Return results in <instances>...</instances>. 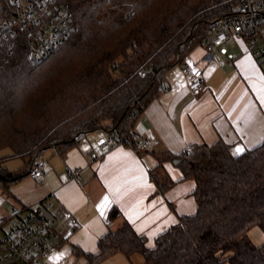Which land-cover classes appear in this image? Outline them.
I'll list each match as a JSON object with an SVG mask.
<instances>
[{"label":"trees","instance_id":"16d2710c","mask_svg":"<svg viewBox=\"0 0 264 264\" xmlns=\"http://www.w3.org/2000/svg\"><path fill=\"white\" fill-rule=\"evenodd\" d=\"M74 30L58 50L33 61L25 34L0 42V152L11 149L29 168L48 148L77 146L91 133L126 136L138 150L145 139L133 125L162 90L166 71L182 61L218 23L238 18L239 0H69ZM145 73V76H142ZM111 123V125H107ZM145 154L146 152H140ZM158 165L150 172L159 191L174 182L160 173L181 160L183 181H194L197 210L156 239L130 223L109 232L98 252L74 247L88 264L117 253L140 254L144 264H264V244L248 233L264 232V142L235 154L231 145L189 146L179 155L150 152ZM0 157V187L25 175L10 173ZM121 215L115 207L110 219Z\"/></svg>","mask_w":264,"mask_h":264},{"label":"crops","instance_id":"0c3cea01","mask_svg":"<svg viewBox=\"0 0 264 264\" xmlns=\"http://www.w3.org/2000/svg\"><path fill=\"white\" fill-rule=\"evenodd\" d=\"M247 42L245 37H239L220 47L224 58L221 64L211 59L206 48L194 47L181 62L203 71L202 92L193 95L181 66L174 65L160 81L163 89L137 117L133 133L141 138L154 136L158 141L156 152L168 151L175 155L191 145H213L219 141L231 145L235 154L261 145L264 142V65L248 51ZM108 136L105 131L88 136L69 149L51 148L40 183L33 182L28 192H21L18 199L15 197L19 208L42 201L51 205L55 223L67 228L61 232L53 225L60 239L56 252L66 245L72 248L71 255L74 247L95 254L99 240L126 223L145 236L150 247L149 241L156 245V239L178 224L180 217L196 213L197 204L192 196L194 181H183L182 173L181 178L176 174V180H171L174 185L162 194L150 178L151 170L158 165L152 153L141 154L131 147L120 146L101 160L91 162L89 154L98 151L96 141ZM238 148L242 151L237 152ZM168 163L173 162H167L164 167ZM75 172L80 173L77 179L72 178ZM178 182L193 186L173 192ZM28 202L31 205L25 204ZM115 207L121 215L110 219ZM5 221L1 223L3 230ZM70 259L64 256L56 264H67ZM138 264H144V258Z\"/></svg>","mask_w":264,"mask_h":264},{"label":"built area","instance_id":"2783aa9c","mask_svg":"<svg viewBox=\"0 0 264 264\" xmlns=\"http://www.w3.org/2000/svg\"><path fill=\"white\" fill-rule=\"evenodd\" d=\"M73 30L69 0H0V42L4 37L25 34L33 61H41L58 50ZM239 37L248 40V51L264 65V0H239L238 18L216 24L199 45L206 48L215 63L221 64L224 58L219 48ZM178 65L189 80L190 92L199 95L205 86L203 71L182 62ZM126 140V136L100 139L99 154L91 152L90 161L101 160L112 149L126 145ZM157 143L150 135L139 143L138 150L150 153ZM45 166L42 159L37 160L30 168V177L39 180ZM79 175L72 173V178ZM10 221V231L0 237V264H44L45 258L56 252L60 239L53 230L55 218L50 204L42 201L15 207Z\"/></svg>","mask_w":264,"mask_h":264},{"label":"rangeland","instance_id":"374dc122","mask_svg":"<svg viewBox=\"0 0 264 264\" xmlns=\"http://www.w3.org/2000/svg\"><path fill=\"white\" fill-rule=\"evenodd\" d=\"M237 8L239 10V5ZM101 132H105V131L94 132V133H91L89 136H94L95 134L101 133ZM99 140L96 141V144ZM81 142H84V140ZM93 143H95L94 140H93ZM97 149H98V147H97ZM51 152H52V149H49V150H46L42 154L41 159H42V157L45 158L44 159L45 164L48 162L46 159H48L47 157L49 156V154ZM93 153H95V152H93ZM10 154H12V150L11 149H5V150L0 152V157H7ZM96 154H99V149L96 152ZM168 164L169 165H167L165 167L166 170H164V171H162V173H160L161 176L165 179H168V180H174V179L176 180V174H177V175H179V178H181L180 177L181 176L180 169L178 167H175V168L172 167L173 163H172V165H171V163H168ZM4 166L7 168V170L10 173L12 172V173H15L18 175H25L28 173V167L19 158L7 157L4 161ZM33 182L35 184H37L38 182L40 183V180L34 181L30 178L29 175H26L20 182L14 184L12 186V189H11L12 194H8L7 192H5L0 187V225L3 222V220L4 221L6 220L4 222V224H6L4 227V230L0 231V237H2L5 232L10 231L11 225H12L10 220L13 216V209H14V207H17V208L20 207V203L18 202L17 199L20 198L21 192H23V191L28 192L31 189V184ZM191 186H193L191 183L189 184V183L178 182L175 189H173L174 190L173 192H175L176 190H178L180 188H185V189L190 188L191 189ZM166 192H168V190L165 191L164 193H166ZM167 195L169 196V194H167ZM15 197H17V199ZM29 200H31V197H29ZM31 203L28 202L25 204H27L29 206V205H31ZM54 228L56 230L61 231V232H66V229H67L66 227H65L66 229L63 228L59 222L55 223ZM248 236H249L250 240L252 241V243L255 244L256 246H262L264 244V232L262 231V229L260 227L256 226V227L252 228L250 230V232L248 233ZM149 245H150V247H153L155 244H154V242L149 241ZM71 249L72 248H69L68 246L64 245V247H62L61 250H58L54 254L45 258L44 264L45 263L46 264H56L59 262L60 258H62L64 256L67 257L68 259H69V257H71L70 262L67 264H87V261L84 257L78 256L75 253L71 255ZM139 260L143 261V258L140 254H136L135 256L128 258L122 253H117V254L113 255L112 257L106 259L101 264H138Z\"/></svg>","mask_w":264,"mask_h":264},{"label":"water","instance_id":"95a60500","mask_svg":"<svg viewBox=\"0 0 264 264\" xmlns=\"http://www.w3.org/2000/svg\"><path fill=\"white\" fill-rule=\"evenodd\" d=\"M48 149H51V148H48ZM48 149H47V150H48ZM181 163H182L181 160H175V161L173 162V164H174L175 166H179Z\"/></svg>","mask_w":264,"mask_h":264},{"label":"snow or ice","instance_id":"6c2138e0","mask_svg":"<svg viewBox=\"0 0 264 264\" xmlns=\"http://www.w3.org/2000/svg\"><path fill=\"white\" fill-rule=\"evenodd\" d=\"M262 79H264V77H262ZM240 151H242V150L238 148V149H237V152H240Z\"/></svg>","mask_w":264,"mask_h":264}]
</instances>
